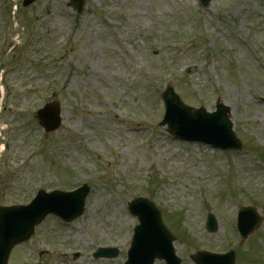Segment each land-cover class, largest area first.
Wrapping results in <instances>:
<instances>
[{
	"label": "rangeland",
	"instance_id": "374dc122",
	"mask_svg": "<svg viewBox=\"0 0 264 264\" xmlns=\"http://www.w3.org/2000/svg\"><path fill=\"white\" fill-rule=\"evenodd\" d=\"M22 2L0 0V205L91 187L83 216L37 227L29 245L50 252L41 262L94 264L63 252L107 244L121 257L96 264H124L138 223L127 205L145 197L174 232L181 264L230 249L236 264H264V0H90L81 15L69 0ZM168 87L193 108L230 105L243 151L171 137L159 126ZM54 99L63 125L45 134L36 111ZM241 206L262 223L239 245Z\"/></svg>",
	"mask_w": 264,
	"mask_h": 264
},
{
	"label": "water",
	"instance_id": "95a60500",
	"mask_svg": "<svg viewBox=\"0 0 264 264\" xmlns=\"http://www.w3.org/2000/svg\"><path fill=\"white\" fill-rule=\"evenodd\" d=\"M33 1L25 0L24 5L27 6ZM86 1L71 0L69 6L81 13ZM202 1L204 4L208 3V0ZM164 100L167 104V115L162 125L169 124L171 134L224 149L241 148L239 140L233 133V124L228 118L229 109L227 107L219 104L217 113L212 115L207 114L203 109L193 111L179 100L172 89L166 91ZM38 119L48 131L58 129L61 125L59 105L57 103L47 104L38 111ZM87 193L86 187L74 193L39 192L37 198L28 206L0 208V240L5 238L7 233L15 235L23 230V232L20 231L22 233H17L12 237L11 242L5 244L7 248L4 247L0 251L4 264L12 244L29 238L34 226L44 220L48 214H59L67 221L80 216L84 212ZM130 208L134 214L139 216L141 226L136 228L134 242L129 253L130 260L127 264H153L156 257L166 258L169 264H179L172 248L174 237L165 228L155 207L143 199H138L130 204ZM250 212L251 210H245L241 215L244 216ZM252 218L241 224V234L244 238L259 226L257 215L255 214ZM208 227L211 230L215 228L212 217L209 219ZM194 260L197 264H234L233 254L199 253Z\"/></svg>",
	"mask_w": 264,
	"mask_h": 264
},
{
	"label": "flooded vegetation",
	"instance_id": "af4514ba",
	"mask_svg": "<svg viewBox=\"0 0 264 264\" xmlns=\"http://www.w3.org/2000/svg\"><path fill=\"white\" fill-rule=\"evenodd\" d=\"M24 248L27 249L29 252L28 260L34 259L35 258L34 253H36V250L38 249V247H36V246H25ZM45 254H46V252H43V251L40 252V258H42ZM37 262H39V260Z\"/></svg>",
	"mask_w": 264,
	"mask_h": 264
}]
</instances>
